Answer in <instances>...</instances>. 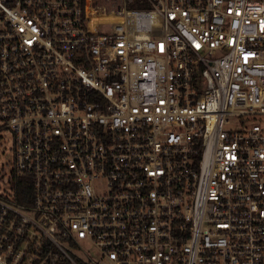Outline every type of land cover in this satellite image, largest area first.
Instances as JSON below:
<instances>
[{
  "label": "built area",
  "instance_id": "built-area-1",
  "mask_svg": "<svg viewBox=\"0 0 264 264\" xmlns=\"http://www.w3.org/2000/svg\"><path fill=\"white\" fill-rule=\"evenodd\" d=\"M0 264H264V0H0Z\"/></svg>",
  "mask_w": 264,
  "mask_h": 264
},
{
  "label": "rangeland",
  "instance_id": "rangeland-1",
  "mask_svg": "<svg viewBox=\"0 0 264 264\" xmlns=\"http://www.w3.org/2000/svg\"><path fill=\"white\" fill-rule=\"evenodd\" d=\"M10 143V134L4 130H0V187L8 186L7 178L11 170L12 161Z\"/></svg>",
  "mask_w": 264,
  "mask_h": 264
}]
</instances>
